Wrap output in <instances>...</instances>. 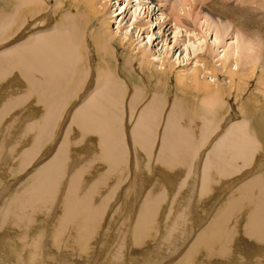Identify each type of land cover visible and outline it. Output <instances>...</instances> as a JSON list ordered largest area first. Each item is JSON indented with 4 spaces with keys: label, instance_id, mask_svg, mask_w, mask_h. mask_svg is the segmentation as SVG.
<instances>
[{
    "label": "bare ground",
    "instance_id": "1",
    "mask_svg": "<svg viewBox=\"0 0 264 264\" xmlns=\"http://www.w3.org/2000/svg\"><path fill=\"white\" fill-rule=\"evenodd\" d=\"M55 1V6L71 9V15L34 29L55 14L49 0H0L1 167L15 163L23 149L17 171L10 175L24 171L49 145L40 157L45 160L24 171L27 181L13 180L0 190V241L9 237L7 230L19 241L16 264L41 263L43 252H49L51 264L86 263L96 256L98 245L97 250L91 247L101 241L106 221L107 232L119 236L115 251L107 254L109 264H130V254L146 247L157 254L167 248L176 252L205 216L210 220L177 264H195L199 258L207 264H264V26L259 28L253 19L259 0H207V10L215 16L207 15L192 31H178L192 25L178 12L188 6L184 14L194 19L193 6L204 0H177L180 5L169 14L159 0H136L135 5L128 0L115 15L116 10L109 11L110 0ZM131 4L136 6V32L145 25L139 17L143 10L160 20V27L166 25L161 22L165 15L173 17L175 27L170 29L188 35L185 56L192 48L194 68L176 72L180 57H168L172 50L156 54L150 47H133L130 32L121 26ZM99 16L105 17L98 20L101 25L90 31V21ZM118 16L117 30L111 31L106 20ZM210 30L215 36L207 43ZM145 33L151 44L154 32ZM230 33L235 39L219 53V44ZM198 36L201 46L195 44ZM204 46L205 52H199ZM120 56H125L123 63ZM13 67L20 73L10 79ZM252 78H257L255 97L239 101L234 121L226 98L233 92L243 96ZM8 87L13 89L6 92ZM149 90L150 100L138 110ZM22 103L28 104L21 108ZM66 122L60 140L58 128ZM72 129H77L78 136L72 135L77 138H72ZM76 145L83 156L70 164ZM171 186L176 199L170 208L166 194ZM185 187L187 200L180 210L178 195ZM215 194L217 201L209 202ZM126 234L134 245L123 239ZM45 241L49 247L42 250Z\"/></svg>",
    "mask_w": 264,
    "mask_h": 264
},
{
    "label": "rangeland",
    "instance_id": "2",
    "mask_svg": "<svg viewBox=\"0 0 264 264\" xmlns=\"http://www.w3.org/2000/svg\"><path fill=\"white\" fill-rule=\"evenodd\" d=\"M53 1V2H52ZM125 1H126V3H129V1L128 0H118L117 1V3H116V0H110V2H111V5H110V10L109 11H114V10H116V12L114 13V15L117 13V12H119L120 11V9L121 8H124L125 6H126V4H125ZM131 1V0H130ZM132 1H134L133 2V5H135V3H137L136 2V0H132ZM160 2H162L161 4H164L165 5V7H164V10H165V12H167L168 14L170 13V11H172V8L174 7V6H176V5H180V2L178 1L177 2V0H159ZM185 1V0H184ZM264 0H259L258 1V4H255V6H258L257 7V11L258 12H255V13H257V16H255V15H253L254 16V18L253 19H256L257 20V25H258V27L259 28H262L263 26H264V2H263ZM53 3V5H51L52 3ZM188 2V1H187ZM260 2V3H259ZM49 4H50V7H53V8H55V10H52V11H55V14H51L52 15V17L51 16H49V18H48V23H46V22H42V24L40 23H38L37 25H35L34 26V29H38V28H40V27H50V26H53L54 24H56V21L58 20H61V18H62V16L65 14V15H71V9H68L67 10V8H65L64 7V5L63 4H58L59 5V7H58V5H56L55 6V4H57L56 3V1L55 0H49V2H48ZM62 5V6H61ZM124 5V6H123ZM130 6H132V4L131 5H129L128 6V8L130 7ZM180 7V6H179ZM179 7H177L178 9H179ZM131 8V7H130ZM135 8H136V6H133L132 8H131V10L129 11V15L127 16V18L125 19V20H123L122 21V24H121V26H122V28H123V31H128V32H130V37H131V40H132V42H133V47H139V46H145V47H150V49H152V51H153V53H156V54H158L159 53V50L161 51V50H163V51H167V53H169L170 52V50H172V53H170L169 55H168V57H171V59H176L177 57H180V62H179V64H178V68H177V70H176V72H178L179 70H183L184 68H187V69H190V68H194V66H195V60H196V58H194L195 56L194 55H192L193 53H192V48H190V53H191V55H189V56H185L186 55V45L188 44L187 43V41L189 40V38L187 37L188 35L186 34V33H179L178 35H177V32L175 31V30H177V29H175V30H173L172 31V29H170L171 27H175V22L173 21L174 19H173V17H166V15L164 16V18H165V20H164V18L161 20V22H166V25H164L163 27H160V25H159V22H160V20H155V16H150V14H148V12H145L144 10L142 11V14L141 15H139V17L141 18V19H143V22H144V27L142 28V30L141 31H137L136 32V30H134L135 28V25L134 24H132L133 22H134V15H133V11L135 10ZM24 9H25V11L24 10H22V12H21V14H23L24 15V13L27 11L26 10V7H24ZM66 9V10H65ZM185 9V10H184ZM182 11H180V12H178L181 16H182V19L184 20H187L189 23H192V25H187V26H185V27H180V29H178V31H185V29L187 28L189 31H192V29H193V26H198V25H203V23H204V20H206V18H207V15H209V17H211L210 15H212V17H214L215 15L213 14L214 13V10H211V11H208L207 10V0H204V1H202V3L200 2L199 3V5L198 6H193V9L195 10V12H194V14H193V17H194V19H192V17L191 16H187L186 14H184L185 13V11H187L188 10V6L187 7H185ZM260 9V10H259ZM128 10V9H127ZM202 10V11H201ZM169 11V12H168ZM262 11V12H261ZM145 12V13H144ZM161 12V13H160ZM159 13H158V15H160V16H162V11H160ZM74 13H76V11H74ZM132 13V14H131ZM204 13V14H203ZM43 14H45V13H43ZM131 14V15H130ZM197 14V17H195V15ZM237 14H239V12L237 13ZM39 15V14H38ZM104 15V14H103ZM112 15V14H111ZM205 15V16H204ZM249 15H250V13H249ZM159 16V17H160ZM34 18L35 17H32V18H29V22L30 23H32V20H34ZM102 18H105L104 16H99L98 18H92V20L90 21V31L92 30V32H95V29H96V27H98V26H100L101 25V23L100 22H98V20L100 19L101 21H102ZM139 18V19H140ZM95 19V20H94ZM111 19V20H110ZM110 19H108L107 18V20L106 21H109V26H107V27H110V30L111 31H116L117 30V27H118V25H119V23L118 22H120L121 21V16H118V17H114V18H110ZM252 19V20H253ZM85 19L84 18H82L81 19V21H84ZM153 21V22H152ZM203 21V22H202ZM28 21L27 22H24V23H28V24H30ZM14 26H16L17 25V22L15 21L14 22V24H13ZM34 25V23L31 25V27ZM42 25V26H41ZM183 25V24H182ZM126 26V27H125ZM129 26V27H128ZM166 26V27H165ZM128 27V28H127ZM125 28V29H124ZM145 28V29H144ZM128 29V30H127ZM183 29V30H182ZM263 29H264V27H263ZM27 30H29L30 31V29L29 28H27ZM205 30H207V27H206V29ZM205 30H203V32L202 33H204V34H206V32H205ZM145 31L147 32V31H149V35H150V33H152V32H154V35L152 36V41L154 42H152L151 44H150V38L149 37H147V33H145ZM232 31V27L230 28V31L229 32H231ZM138 32H140L139 33V35H138ZM182 34V35H181ZM209 34V35H208ZM207 35H206V38H207V43H211L212 42V40H213V38H214V34L215 33H213V31L212 30H210L209 31V33H208ZM187 35V36H186ZM242 36H244V35H242ZM234 37V38H233ZM245 37V36H244ZM178 38H179V40H178ZM211 38V39H210ZM198 39H199V36L197 37V39H194L195 40V44L197 45V46H201L202 45V43H199V41H198ZM235 39V35H231V33L229 34V35H226L225 36V38H224V40H222L221 41V43L219 44V50H218V52L219 53H221V51L224 49V46L223 45H225L226 44V42L228 43V42H231V41H233ZM6 40H4V41H1V43L2 42H5ZM244 42V40H242V42L241 43H243ZM175 44V45H174ZM177 44V45H176ZM222 44V45H221ZM164 45V46H163ZM228 45V44H227ZM191 45H189V47H190ZM246 45L245 44H243L242 45V47L244 48ZM249 46V45H248ZM248 46H246V49H249L248 48ZM132 47V48H133ZM176 47V48H175ZM204 49L203 50H200L199 52H205V50H206V47L204 46L203 47ZM123 49H120V53H123ZM126 51V53H128V50H125ZM223 53V52H222ZM129 55V54H128ZM127 55V57H129ZM94 57V56H93ZM125 57V56H124ZM124 57L122 56H120V61H121V63H123V60H124ZM95 59H93V60H95V61H97V58L96 57H94ZM129 58H131V57H129ZM185 59V60H184ZM157 64H159V61L157 62ZM139 66H140V64H139V62H137V65H136V67L137 68H139ZM19 68L18 67H13V69L11 68V70H10V72L8 73V77L10 76V79H13V76L15 75V74H17V73H20L19 71ZM260 71V70H259ZM259 73V72H258ZM21 75H22V73H21ZM20 75V76H21ZM137 76H138V74H137ZM222 76H224V77H227V75H225L224 73H222ZM259 76V75H258ZM12 77V78H11ZM22 77V76H21ZM94 77V76H92V75H90L89 76V80H91L92 78ZM124 77V76H123ZM138 77H140V76H138ZM140 79H141V77H140ZM5 80V79H4ZM3 80V81H4ZM256 82H257V78H252V81H251V83H250V87L248 88H245V89H243V93H241L243 96H240V95H237L235 92H233V93H231V95L228 97V98H226V100H227V106H229L230 107V109H229V111L231 112V114L235 117L233 120L235 121L236 119H237V117L239 116V107H238V104H239V101L243 98V97H246L247 98V96L249 95V96H251L252 97V99H253V97H255L254 95L255 94H252L253 93V88L254 87H256ZM142 84H144V85H148L149 83H147V82H145V81H143L142 80ZM12 85H17V82L16 83H14V84H12ZM86 85H88V83L86 84ZM9 89L6 91V92H8V91H11V89H13L12 87L10 88V87H8ZM131 90H130V93H131V95L133 94V87H132V85H131ZM246 90H247V92H246ZM168 91H171V92H173L172 91V87L170 88V89H168ZM250 91V92H249ZM127 93H129V92H127ZM257 95H258V92L256 93ZM151 95V90H149L148 92H147V96L143 99V101H142V103L139 105V107H138V110H141L142 109V107L144 106V105H146V103L150 100V96ZM165 97H166V95H165ZM171 97H173V94L171 95ZM128 98H129V95H128ZM172 99V98H171ZM193 99H195V97L193 98ZM171 100H170V97H168V103L170 102ZM187 102V101H186ZM189 104H191V105H194L192 102H188ZM0 104H1V102H0ZM28 103H22V106H21V108H24L26 105H27ZM264 104V103H263ZM30 105H32V104H30ZM33 106H34V108H38V107H40V105H37L36 103H33ZM32 106V107H33ZM41 106H42V104H41ZM167 107V106H166ZM231 107H232V110H231ZM34 108H31V109H34ZM16 111H18L17 109H15V110H13V113H15ZM165 114H167V110H166V108H165ZM10 115H11V113H10ZM9 115V116H10ZM8 116V117H9ZM67 119H68V117H67ZM18 120V121H17ZM19 120H20V118H18V119H16V121L17 122H19ZM63 120V119H62ZM69 123V122H68ZM131 124V123H130ZM61 126H62V128L61 129H59L58 128V131H59V136H58V139H60L61 140V137H62V132H61V130L63 129V128H67L68 127V124H67V122L66 123H63V125H62V123H61ZM74 130V131H73ZM77 131V129H72V131H70V133H71V136L73 135V136H78V131ZM76 132V133H75ZM34 133V132H33ZM72 136V138L74 139V138H77V137H73ZM93 138V137H92ZM93 139H96V137L95 138H93ZM200 139H202V137H200ZM90 140V139H89ZM209 140H212V138L210 139L209 138ZM30 142V141H29ZM208 142H210V141H208ZM54 143V142H53ZM52 143V144H53ZM92 143H94V140H92L91 141V143L89 144V145H92ZM52 144H51V146L50 147H52ZM85 146V145H84ZM49 147V145H46L44 148V150L42 151V153H40L35 159H33V161L30 163V165L32 166L33 165V167L35 168V167H37L40 163H42L44 160H45V157H42V159L40 158L41 156H42V154L44 153V151H46V150H48L47 148ZM55 147H57V144H55ZM55 149V148H54ZM57 149V148H56ZM23 150V149H22ZM22 150L20 151V153H19V156H17V159L15 160V163H13V164H11L10 166H2L1 167V164H0V190L2 189V188H5V189H7L8 188V183H11L13 180L16 182V184H18L19 183V181H20V179L21 178H25L26 176H27V174L28 173H25V174H23L24 173V171L30 166H28L24 171H21V172H16V173H14L13 175H14V177H13V175L11 176L10 174H11V172H13V171H17L16 170V167H17V162L20 160V154L22 153ZM94 150V153H95V151H97L98 149L97 148H95V149H93ZM71 152H72V157H70V159H71V161H70V164L73 162V160H72V158H77V159H79V160H81V158H82V154L81 153H83L82 151H81V148L79 147V146H73L72 147V149H71ZM79 152V153H78ZM142 153L144 154V152L142 151ZM205 154V153H204ZM18 155V154H17ZM132 155H134V154H132ZM201 156V155H200ZM202 156H204L203 154H202ZM202 156L200 157L201 159H199V160H202ZM142 157V156H141ZM40 160H41V162H40ZM130 160H132V165H134V160H135V158L134 157H130ZM145 163H143V165H144ZM255 164V160H253V164H252V166ZM103 165H105L103 162H98V164H97V166H103ZM30 166V167H31ZM147 170H148V168H146ZM33 171V170H32ZM149 171V170H148ZM174 172L175 171H171L170 172V179H172V174H174ZM245 173V171H241V172H239V174L237 175V176H242V175H240V174H242V173ZM9 174V175H8ZM11 176V177H10ZM233 176V175H232ZM8 177V178H7ZM6 178V179H5ZM11 178V179H10ZM19 178V179H18ZM28 179H26L25 178V180L22 182V183H24L25 181H27ZM155 180V179H154ZM21 183V184H22ZM218 186H221V187H224V186H222L221 184H218ZM19 187V186H18ZM173 190V187L171 186V188L169 189V190H167V204L166 205H168V207H170L171 208V206H172V204L171 203H173L174 202V200L176 199V196H175V198H174V195H175V193H174V190ZM216 190H214V192H215ZM6 195L8 194V193H5ZM171 195V196H170ZM169 196V197H168ZM181 196V197H180ZM185 196V197H184ZM3 197H4V195H3V193L2 194H0V201H2L3 202ZM178 197H179V200H178V204L176 205V208L177 207H179V209L181 210L182 209V207H184L185 206V204H186V200H187V189H186V187L185 188H183L181 191H180V194L178 195ZM224 197H226V196H224ZM224 197H221L220 198V200L221 201H223L224 200ZM173 198V200H171ZM183 199V200H182ZM210 200L209 202H211V201H213V200H215L216 199V201H217V194H215L214 196H213V198L211 199V198H207V200ZM170 201V202H169ZM172 201V202H171ZM2 202H0V206L2 205ZM206 204H207V202H206ZM175 204H173V206H174ZM181 205H182V207H181ZM203 205H205V204H203ZM175 208V209H176ZM201 208V206H198V209H200ZM204 209H206V206L204 207ZM200 212H202V210L200 211ZM196 214H197V212H195ZM208 213H209V211H208ZM196 214H194V216H195V218L194 219H196V217H197V215ZM209 215V214H208ZM178 215H174V217L171 219V220H175V217H177ZM40 219V218H39ZM204 221H202L201 223H199L198 224V226H196L194 229H193V231H192V233H191V236H190V238L192 239H186L187 241H182L181 242V245H180V247H179V250H176V252L175 251H172V249L170 248V251H169V249L167 248V249H165V250H168V251H165V250H163L164 252L163 253H158L157 254V252H156V249L155 250H153V248L151 249L150 247H148V248H150V249H148L147 247L144 249V250H141V251H136V252H132L130 255H131V257H132V259L133 260H131L130 261V264H149L150 262L152 263V264H158L159 262V264H177L179 261L178 260H181L182 259V257H184V253H186V251H187V249H188V246H190L189 244H191L192 242H193V240L196 238L194 235H198V233L206 226V224H207V222L210 220V218L208 217L207 218V216H205V219H203ZM43 221V220H42ZM195 221H197V219L195 220ZM39 222H40V220H39ZM167 223V221H164L163 222V224H162V226L164 225V224H166ZM106 224H107V221H106V223L103 225V232H101V229H100V232H101V241L99 242V243H94L95 245H92V247H91V251H93V250H95L96 248H97V245H98V251L96 252H93V253H95L96 254V256H95V258H94V255L92 254V256H90V257H92V259L90 258V259H88L87 260V262L86 263H82V264H88L89 262H90V264H104V262L106 263V264H109L110 263V261H109V259H108V257H109V255H108V257H107V254H109L110 252H114L115 251V249H116V243H117V241H118V239H119V236H118V234H116V233H113L112 231L111 232H107V226H108V224H107V226H106ZM106 228V229H105ZM195 229H197V231L195 230ZM106 232H105V231ZM6 232H8V234H9V237H11V238H13V240L12 239H10L7 235H3L2 236V238H4L5 240H3V242H1L0 241V264H16V252L19 250V241L18 240H16V238L15 237H13L12 235H13V233L11 232V231H9V230H7ZM10 232V233H9ZM197 232V233H196ZM195 233V234H194ZM2 235V234H1ZM46 235V237H47V234H45ZM178 238H181L180 239V241L182 240V236H181V234H179V237ZM107 239V240H106ZM123 239L125 240V239H127V243L129 244V245H134V243L128 238V235L126 234V235H124L123 236ZM103 240V241H102ZM190 240V241H189ZM46 242V241H45ZM43 243V245L44 246H42V250H44L45 248H48L49 247V243ZM101 242H103V243H101ZM190 242V243H189ZM188 243V244H187ZM184 244H186L187 246H185ZM95 246H96V248H95ZM153 247V246H152ZM138 248V247H137ZM183 248V249H182ZM96 249V250H97ZM144 251V252H143ZM156 252V254H155V252ZM181 251V252H180ZM21 252V251H20ZM160 252H162V250L160 249ZM178 252V253H177ZM184 252V253H183ZM48 253L49 252H47V254H46V256H45V253L43 252V260H42V262H41V260L39 261V262H41V263H38V261L37 262H34L33 264H43L44 263V261H45V263L44 264H51L49 261H48V258H47V255H48ZM143 253H144V255L147 253V255H145V256H147V260H146V258L143 256ZM151 253H153V254H151ZM173 253V254H172ZM176 253H177V255H176ZM151 254V255H150ZM180 254V255H179ZM149 255V256H148ZM45 256V257H44ZM162 256V257H161ZM145 258V259H143V258ZM159 257V258H158ZM161 257V258H160ZM181 257V258H180ZM158 258V259H157ZM143 259V260H142ZM145 260V261H144ZM151 260H155L154 262L153 261H151ZM148 262V263H147ZM128 263V262H127ZM150 263V264H151ZM199 263H205V264H207V261H202V259L201 258H199L198 259V262H196L195 264H199ZM237 264V260H235V261H233V262H230V263H228V264Z\"/></svg>",
    "mask_w": 264,
    "mask_h": 264
}]
</instances>
